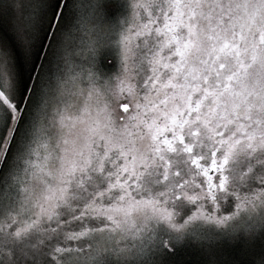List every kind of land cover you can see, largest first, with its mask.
<instances>
[{
	"label": "snow or ice",
	"instance_id": "obj_1",
	"mask_svg": "<svg viewBox=\"0 0 264 264\" xmlns=\"http://www.w3.org/2000/svg\"><path fill=\"white\" fill-rule=\"evenodd\" d=\"M0 264H264V0H0Z\"/></svg>",
	"mask_w": 264,
	"mask_h": 264
}]
</instances>
